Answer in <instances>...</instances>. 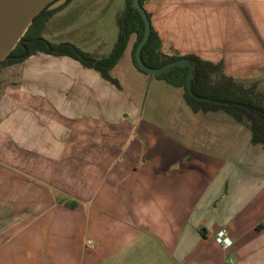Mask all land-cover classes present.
<instances>
[{
  "label": "crops",
  "instance_id": "1",
  "mask_svg": "<svg viewBox=\"0 0 264 264\" xmlns=\"http://www.w3.org/2000/svg\"><path fill=\"white\" fill-rule=\"evenodd\" d=\"M70 5L75 21L45 37L108 54L109 0ZM144 8L167 54L222 63L264 92V0ZM23 63L21 79L0 86V264H264V148L249 128L192 109L167 131L146 125L113 75L119 63L121 88L71 57ZM220 229L230 249L216 242Z\"/></svg>",
  "mask_w": 264,
  "mask_h": 264
},
{
  "label": "trees",
  "instance_id": "2",
  "mask_svg": "<svg viewBox=\"0 0 264 264\" xmlns=\"http://www.w3.org/2000/svg\"><path fill=\"white\" fill-rule=\"evenodd\" d=\"M71 1L67 0L63 5L53 10L45 8L35 16L17 46L0 63V67L23 63L31 56L40 53L67 56L79 61L86 68L94 69L104 79L121 88L119 80L112 75L111 71L122 59L131 37L135 35L136 40L131 52L132 63L139 71L148 74L139 67L135 57L137 46L145 33V22L139 11L133 6V0H125L124 9L118 18V38L113 49L106 55H96L70 41L54 42L46 38L44 31L48 21ZM140 1L142 6L147 2V0ZM148 16L150 17L149 13ZM141 57L143 62L152 68H160L180 58L190 59L193 61L196 70L192 79V88L195 94L250 104L261 109L263 113L241 106L218 104L196 99L190 94L188 89L189 70L187 67H175L170 71L155 76L172 86L181 88L185 102L194 112L223 111L227 113L236 122L249 128L253 144L262 145L264 148V92L259 90L257 84L243 85L232 76L224 73L222 63L205 60L195 54H167L163 50L162 39L153 26L151 27L149 40L141 51Z\"/></svg>",
  "mask_w": 264,
  "mask_h": 264
},
{
  "label": "rangeland",
  "instance_id": "3",
  "mask_svg": "<svg viewBox=\"0 0 264 264\" xmlns=\"http://www.w3.org/2000/svg\"><path fill=\"white\" fill-rule=\"evenodd\" d=\"M71 2L54 14L46 25L47 29H57L62 24L75 21V16L79 11L70 7ZM95 2L102 4L105 0H95ZM109 3L110 5L106 9L105 17L100 22V27L106 28L108 32L109 44L105 53H109L113 49L118 38L119 27L116 16L118 10L125 6L123 0H109ZM87 13H89V10ZM101 13L102 9L99 14ZM81 18L83 19L84 17L81 16ZM46 36L50 37V34H46ZM53 36L54 33H52ZM35 61V66L42 65V60L35 59ZM26 71L27 66L24 63L0 67V86H5L9 82L18 81ZM113 75L124 81L126 89L131 92L132 99L139 104L142 120L146 125L148 122V125L152 123L162 126L163 129L165 126L166 128H170L168 125L171 124V120L174 118L176 120L178 118L180 121V118L185 119L186 116L188 118V116L193 115V111L183 98L181 88L172 86L164 80L139 71L133 66L128 51L125 52V57L114 69ZM179 109L182 110L180 113H178ZM226 126L228 127V124ZM166 128L164 131H167ZM145 129V126H141V130Z\"/></svg>",
  "mask_w": 264,
  "mask_h": 264
},
{
  "label": "water",
  "instance_id": "4",
  "mask_svg": "<svg viewBox=\"0 0 264 264\" xmlns=\"http://www.w3.org/2000/svg\"><path fill=\"white\" fill-rule=\"evenodd\" d=\"M66 1L67 0H0V63L6 59L11 51L17 46L33 22L35 16L45 8L53 10L63 5ZM133 6L139 11L145 22V33L135 52L137 64L142 70L151 76H156L170 71L175 67H187L189 70L188 89L190 94L196 99L218 104L241 106L249 110L263 113L261 109L250 104L225 101L195 94L192 88V79L196 70L193 61L190 59L180 58L169 62L160 68H152L146 65L142 60L141 51L149 40L152 24L150 17L144 6H142L140 0H133Z\"/></svg>",
  "mask_w": 264,
  "mask_h": 264
},
{
  "label": "built area",
  "instance_id": "5",
  "mask_svg": "<svg viewBox=\"0 0 264 264\" xmlns=\"http://www.w3.org/2000/svg\"><path fill=\"white\" fill-rule=\"evenodd\" d=\"M216 242L222 246L224 249H230L233 246V240L228 235L226 229H220L216 235Z\"/></svg>",
  "mask_w": 264,
  "mask_h": 264
}]
</instances>
